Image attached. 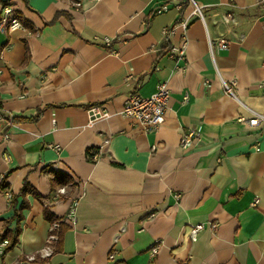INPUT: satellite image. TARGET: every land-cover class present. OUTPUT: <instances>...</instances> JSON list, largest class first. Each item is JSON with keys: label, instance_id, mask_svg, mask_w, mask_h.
I'll return each instance as SVG.
<instances>
[{"label": "crops", "instance_id": "obj_1", "mask_svg": "<svg viewBox=\"0 0 264 264\" xmlns=\"http://www.w3.org/2000/svg\"><path fill=\"white\" fill-rule=\"evenodd\" d=\"M195 1L206 25L190 16L183 31L184 0H0V13L11 5L26 25L0 31V110L17 120L0 123V234L28 203L0 264H264V122L238 121L264 113V1ZM221 12L239 23L216 24ZM221 33L230 44L211 53ZM183 40L184 54L170 57L168 45ZM219 75L236 80V99ZM160 83L170 97L156 130L122 115L129 94L149 96ZM93 106L108 116L90 123ZM191 129L198 137L182 149ZM55 171L71 179L65 194ZM25 184L37 195L24 197ZM75 196V223H64L55 253L29 261L46 241V208L63 218ZM195 224L205 227L191 241Z\"/></svg>", "mask_w": 264, "mask_h": 264}, {"label": "built area", "instance_id": "obj_2", "mask_svg": "<svg viewBox=\"0 0 264 264\" xmlns=\"http://www.w3.org/2000/svg\"><path fill=\"white\" fill-rule=\"evenodd\" d=\"M264 1V0H262ZM73 6L77 9L82 8V2L81 1H75L72 3ZM188 4L191 8L189 16L183 17L180 22L177 24L183 31H185L189 25V17L190 16H196L198 17L205 25V18L202 13L201 6L195 1V0H188ZM166 6H161L160 9H165ZM213 21L216 24H222L224 26H227L230 28L231 26H235L239 23V18L237 15L231 13V12H221L219 14H216ZM175 25L171 27H167L163 30V37L164 42L166 43L169 40L170 35H172L175 31ZM18 29H25V26L23 25L22 21L20 20L19 15L15 11V9L11 5H4L2 7V11L0 13V31L4 34H8L11 31L18 30ZM245 37L244 34L239 35V39L242 40ZM105 42L107 45L111 43L110 38H105ZM210 51L213 53V46L216 45L220 49H226L229 44L230 40L226 39L223 36V33L220 34L216 44L209 38L208 40ZM184 48H185V40L182 41V44L180 47L178 46H171L169 47V56H182L184 54ZM220 82L221 86L224 90V92L235 99V87H236V80L232 79L230 81H226L223 79L220 75ZM259 87H264V80L258 83ZM170 97V91L167 87L166 83H160L158 84L155 92H153L149 96H141L138 93L134 92L129 94L126 97V100L124 102V106L122 109V115L126 116L128 118L133 119L136 123L140 124L144 127L145 130L153 131L158 128V126L164 121L165 113L168 107V100ZM186 98V97H185ZM238 100V99H237ZM249 111L252 113L250 118H246L243 115L238 116V121L242 123L248 124L250 127L257 126L260 123L264 122V113L254 111L249 109ZM90 123H92L95 119L100 117H106L108 116V111L101 106H93L90 108ZM3 122H12V118L7 116L0 110V123ZM198 137V133L191 129L186 134H184L180 139V146L182 149H187L188 146L194 141L193 139H196ZM4 140L9 139L8 134L3 135ZM108 140H105L107 142ZM54 147H58L55 145ZM98 154L97 152H93L92 158L97 159ZM54 170H57L58 168L55 166L53 168ZM4 175H0V181L3 180ZM57 195L59 194H65L66 193V186H61L57 188L56 190ZM9 199H11L10 192H6ZM78 196L73 197L71 199V204L69 207L68 212L63 218H60L59 220L53 221L50 223L48 234L46 237L45 244L42 246V248L38 251L37 255H30L28 256L29 261H34L37 258L40 259H46L51 257L55 251H56V244L58 242V231L60 228L61 223L65 224H74L75 223V209L78 202ZM205 227L204 224H195L192 225L189 230V238L191 241H195L197 239L198 233ZM211 228H216V224H212ZM125 230V226H122L119 230V232L116 233L114 236V243L118 242V239L120 237V234ZM8 244L7 239H0V254L4 253V248ZM160 248V244L157 241L151 248L150 252L152 254H155L158 252ZM115 256V251H112L109 255V258L113 259Z\"/></svg>", "mask_w": 264, "mask_h": 264}, {"label": "trees", "instance_id": "obj_3", "mask_svg": "<svg viewBox=\"0 0 264 264\" xmlns=\"http://www.w3.org/2000/svg\"><path fill=\"white\" fill-rule=\"evenodd\" d=\"M182 5H185V7H187L189 4H188V0H184L183 4ZM185 7H182L180 9V16L179 18L177 19V21L175 22V24L179 23L180 20L183 18L184 16V11H185ZM20 20L22 21L23 25L26 27L25 23L23 22V20L20 18ZM169 47V45H168ZM167 47V51L169 50V48ZM17 121L15 118H12V122H15ZM93 152H95L94 149H88L87 150V157L89 159H93L92 158V155H93ZM4 180H5V176L3 177V180L0 181V188L2 189H6V186L4 185ZM71 181V179L69 178L68 175H66L65 173L63 172H60V171H55L54 174H53V178H52V182L54 184V186H62V185H67L69 184ZM22 194L23 196L25 197L27 194H32V195H37L36 191L32 188V187H29L28 184H25L24 188H23V191H22ZM13 196H11V204L13 203ZM26 207H28V203L26 201V199L24 198L22 200V202L19 204L18 208L16 209V214L14 216V219L16 221V226L14 227L13 230H10L8 229V227L6 226L4 231L0 234V239H7L8 240V244L6 245V247L4 248V251L5 249H7L8 247H12L13 245H15L18 241V235L20 233V221L22 219V215H21V211L23 209H25ZM45 216L46 218L50 221V222H53V221H56V220H59V218L57 217H54L52 216L48 209L46 208V213H45ZM64 227V224L61 223L60 224V228H59V231H58V235H59V239H58V242H57V245H56V249L61 241V233H62V229Z\"/></svg>", "mask_w": 264, "mask_h": 264}]
</instances>
